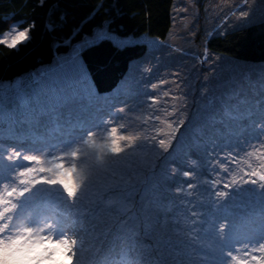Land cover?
Wrapping results in <instances>:
<instances>
[{
	"label": "rangeland",
	"instance_id": "rangeland-1",
	"mask_svg": "<svg viewBox=\"0 0 264 264\" xmlns=\"http://www.w3.org/2000/svg\"><path fill=\"white\" fill-rule=\"evenodd\" d=\"M249 8L247 19H236L235 14ZM263 17L264 0L253 4L248 0H173L172 25L164 38L118 36L103 25L79 41V47L106 37L119 45L144 42L146 52L130 62L120 87L101 98L90 95L91 81L86 87L71 89L56 82L54 72L62 56L21 77L0 81V181L10 178L14 169L28 167L31 159L5 161L9 147L39 152L65 145L86 129L100 128L103 118L110 116L125 125L123 129L110 127L115 150L122 140L131 138L129 132L142 133L141 147L169 143L171 147L156 159L153 175L132 188L135 207L117 219L89 203L69 204L53 197L50 207L69 230L105 246L117 236L133 244L151 243L149 237L158 235L166 252L189 259L195 256L196 264H227L229 260L264 264L258 248L264 241V225L256 220L264 192L247 185L215 209L212 199L231 172L247 167L244 152L256 149L255 160L264 159L260 148L264 142V61L248 62L211 51L204 55L210 36ZM144 62H150L152 70L137 78V66ZM210 69H215L211 75ZM152 84L156 87H149ZM205 87L208 97L201 96ZM208 98L210 106H206ZM118 104L128 105L124 113L111 112ZM181 112L186 113V123L177 135L173 122ZM18 140L23 142L19 147L13 145ZM142 155L121 157L102 181L114 182L119 193L124 181L138 170ZM190 158L196 163H189ZM170 165L179 169L175 175ZM55 166L64 168L62 161ZM175 188L180 191H172ZM222 219L229 221V228L220 241L216 226ZM83 259L85 264L90 259L87 249Z\"/></svg>",
	"mask_w": 264,
	"mask_h": 264
},
{
	"label": "clouds",
	"instance_id": "clouds-1",
	"mask_svg": "<svg viewBox=\"0 0 264 264\" xmlns=\"http://www.w3.org/2000/svg\"><path fill=\"white\" fill-rule=\"evenodd\" d=\"M39 2L43 4V0ZM248 2L253 4L255 0ZM250 11V8L240 11L235 17L237 20L247 19ZM35 27L34 20L23 28L11 25L0 31V46L9 51L17 49L20 44L31 39V32ZM66 46L67 51L63 53L53 49L52 62H57L58 56L64 57L57 62L54 72L56 82L71 89L74 86L86 87L87 82L91 81V96L101 98L107 95V92H99L92 70L86 62L84 53L88 49L80 48L79 42L71 43V38ZM208 52L205 48V58ZM214 59L219 57L215 56ZM151 70L150 62L138 65L137 78ZM214 71L215 69H210L209 75ZM127 75L125 69L111 89L112 92L120 87V82ZM149 87L155 88L156 85ZM208 93L207 87L201 89V96L208 97ZM211 104L212 99L208 98L206 106ZM101 107H104L103 104ZM127 107L126 104H118L111 108V112L124 113ZM103 119L104 123L100 128L86 129L65 145L44 148L39 152H25L23 149L17 150L16 147L7 149L3 157L5 161L29 160V157L31 159L28 167L16 168L10 173V178L0 181V264H85V249L90 253L87 264H196L198 258L195 256L189 259L180 257L179 253L166 252L158 235L155 239L149 237L151 243L142 241L129 244L122 236L115 237L107 246L103 242H89L83 234L69 230L50 207L53 197L69 204L85 202L117 219L135 207L132 188L137 182L143 184L153 175L156 159L171 147V143L141 147L142 133L129 132L127 135L131 138L122 140L117 151L110 142V127L123 129L125 125L123 122L113 121L110 116ZM185 123L186 113L181 112L180 118L173 122L177 135ZM260 148L264 149V142L260 144ZM138 152L143 153L137 164L138 170L124 181L119 193L114 182L102 181L101 178L110 173L114 162ZM256 155V149L243 153L242 159L247 167L238 166L222 186L213 192L214 209L226 205L234 192L247 185L254 186L258 192H264V159L256 161ZM58 161H62L63 169L55 166ZM189 163L195 164L196 161L190 158ZM178 171L175 165H170L172 175ZM182 174L191 175L189 172ZM215 183L221 185L220 181ZM172 191L179 192L180 189L175 188ZM256 220L264 225V205L261 206ZM228 228L227 219L218 222L216 236L220 241L225 239ZM258 248L264 256V241L260 242ZM227 264H233V261L229 260Z\"/></svg>",
	"mask_w": 264,
	"mask_h": 264
},
{
	"label": "trees",
	"instance_id": "trees-1",
	"mask_svg": "<svg viewBox=\"0 0 264 264\" xmlns=\"http://www.w3.org/2000/svg\"><path fill=\"white\" fill-rule=\"evenodd\" d=\"M172 5L173 0H43V4L39 0H0V31L13 22L21 27L33 20L36 23L31 39L17 49L0 46V81L51 64L53 49L63 53L69 38L77 43L103 25L118 36L164 38L172 25ZM207 48L243 61H264V17L210 36ZM83 49H88L85 59L99 92L109 93L130 62L144 55L146 44L119 45L103 37Z\"/></svg>",
	"mask_w": 264,
	"mask_h": 264
}]
</instances>
